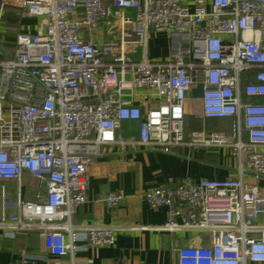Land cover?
I'll return each mask as SVG.
<instances>
[{
  "label": "built area",
  "instance_id": "1",
  "mask_svg": "<svg viewBox=\"0 0 264 264\" xmlns=\"http://www.w3.org/2000/svg\"><path fill=\"white\" fill-rule=\"evenodd\" d=\"M8 9L18 17L3 40ZM23 19L35 27H20ZM111 19L117 39L101 35ZM152 31L171 37L167 57H146ZM131 44L143 46L141 58L127 53ZM188 105L197 113L189 131ZM214 119H229L230 132L204 126ZM125 122L136 134L120 133ZM104 145L229 148L235 176L147 189V206H165L167 219L127 226L206 234L175 248L177 264H264V191L243 180L264 178V0H0V179L20 184L26 174L44 189L0 216L3 236L36 231L42 240L20 264L115 243L122 224L73 221ZM123 199L122 189L105 196L110 207Z\"/></svg>",
  "mask_w": 264,
  "mask_h": 264
},
{
  "label": "crops",
  "instance_id": "2",
  "mask_svg": "<svg viewBox=\"0 0 264 264\" xmlns=\"http://www.w3.org/2000/svg\"><path fill=\"white\" fill-rule=\"evenodd\" d=\"M27 20V21H26ZM23 19L20 27L26 25L35 27ZM113 20V21H112ZM115 19L102 24L100 31L104 38L112 39L118 29ZM14 20H6L8 28L2 27L1 37L7 40L14 33ZM108 27L107 36L103 28ZM7 35V36H5ZM115 38V39H117ZM171 37L163 32H150L147 36L145 54L149 59L165 58L171 53ZM127 53L139 59L143 56V46L127 45ZM199 94V89H193V96ZM194 112H198V100L193 98ZM188 105L185 118L186 130L193 129L195 114ZM134 122L122 124L120 133L124 136L136 134ZM209 129L230 132L229 119H214L205 122ZM102 155L93 159L86 168L87 202L82 204L73 216L76 223H111L122 224L117 229L115 243L111 246H92L86 250L77 251L71 258L45 254L35 264H72V261L82 263L92 258L93 264H177L176 247L187 245L196 239L194 232H165L147 228H129L128 224L138 226L161 225L167 219L165 206L151 209L147 206L143 193L145 190L164 184H173L184 177L193 179L233 177L236 175V160L230 155L227 147H211L192 149L181 146L174 153H163L148 148H127L121 150L116 145H104ZM243 180L258 185L264 191V178H256L246 173ZM122 189L124 199L116 206L110 207L105 202L109 191ZM44 189L35 178L23 175L20 184L10 179H0V216L15 213L14 202L20 196L23 200H35L36 193ZM126 226V227H125ZM198 241L206 242L207 235L200 234ZM42 240L36 231L19 233L11 238L3 236L0 231V264H20L26 253L37 254L42 251Z\"/></svg>",
  "mask_w": 264,
  "mask_h": 264
},
{
  "label": "rangeland",
  "instance_id": "3",
  "mask_svg": "<svg viewBox=\"0 0 264 264\" xmlns=\"http://www.w3.org/2000/svg\"><path fill=\"white\" fill-rule=\"evenodd\" d=\"M17 17H18V14L14 10H11V9H8L7 10V12H6V18H7V20H15ZM34 21H35L34 19L28 20L29 23H34ZM103 32H104V35L105 36H107L108 34H111L109 32L108 27L103 28ZM112 38H117V34L116 33H115V35L113 34Z\"/></svg>",
  "mask_w": 264,
  "mask_h": 264
}]
</instances>
